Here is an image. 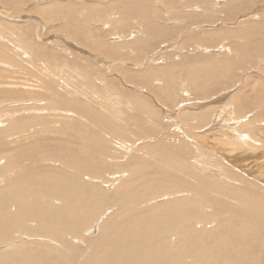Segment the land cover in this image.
Instances as JSON below:
<instances>
[{"label":"bare ground","instance_id":"bare-ground-1","mask_svg":"<svg viewBox=\"0 0 264 264\" xmlns=\"http://www.w3.org/2000/svg\"><path fill=\"white\" fill-rule=\"evenodd\" d=\"M151 1L152 0H141L134 8H140L142 6H144V8H149L150 4H152ZM117 2L119 3V1ZM129 3L130 2L123 1L118 4L120 10L124 11V13L120 11V13H123L120 17L113 15V19L112 17L108 18L107 15L115 13H108L109 9H107L105 14H101L102 16L90 15L91 19H96L93 22H100L101 17L105 18V16L110 19L104 21V23L101 24V28L98 30L93 28L87 29V27H85L86 25L83 24L79 25L80 18L78 19L76 17L78 15L73 12L76 16L72 13L68 20V25L74 29L73 32L69 31L70 34L67 35L69 37L72 35L73 37L74 34L75 38L73 37V39L78 41L79 45H85L90 48L89 46L95 47L96 44H100L102 45L101 49L103 51L116 52V50L123 48L125 45L107 43L106 41H103L104 37L102 38V36L104 33L101 30L108 28H104V26H111V30L110 32H107V34L113 35V38L117 39L118 37H130L129 39H132V43H129V45L134 48L133 46L135 44L143 42L145 36L146 38L149 37V39L152 40L157 37L169 35L168 31L173 30L174 28L170 27L168 21L180 20L173 14L172 10L168 12L167 18L165 17L164 19V17L160 14V11H163V8L156 9V6L155 9L152 8L151 11H149V14L155 18V21L158 20L161 22L153 23L146 18L148 9H144L143 12L142 9L139 14L142 15L140 22L141 26L144 28V34L142 37L137 36L135 31L128 33L130 29L125 32L128 33L126 36L121 37L117 35V31L121 30V28H125L132 21L130 19L132 17L124 15L130 8H133V4L130 6ZM203 4L205 5V1ZM52 6L54 5L52 4ZM154 6L152 5V7ZM184 6L187 8H191L193 6L199 7V3H196L195 5L186 3ZM228 8L233 10L235 7H233V3H229L227 9ZM95 10L97 11V9ZM203 10L204 15L202 17H206L207 15L205 14H208L209 10H207L206 7ZM55 11L58 13V17L60 18V13H62L63 10L58 7ZM205 11L207 12L205 13ZM212 12L214 14V11ZM63 13L66 15V12ZM178 14L180 13L178 12ZM84 15L86 16V14ZM181 15L184 16L185 19H190L192 21L197 20V17L189 12ZM131 25L127 27L130 28ZM254 25L256 24H250V26ZM85 28L87 30H85ZM100 31L103 34H101ZM241 31V29L237 30L236 33ZM120 32L122 33V31ZM251 33V29H245L240 34L242 36L250 37L252 35ZM233 34L234 33H231L229 38H232V41L235 43L236 37L232 36ZM255 35H259V33L257 31H253L254 38ZM0 36L2 41L6 40L4 35ZM149 39L146 41H149ZM23 42L27 49L26 52H23L25 55L31 54L35 55L34 57H39L41 53L44 55L45 52L41 50L44 47H38L37 45L33 46L32 42L27 39L26 42ZM163 45H165V43H163ZM235 47L237 49L236 51H239V53H235L236 55L231 58L225 60L221 59L222 61H219L216 65L214 64L213 68H218V70L222 69L225 73L227 72V75H229V72L232 71L233 68L243 67L247 62L245 61L246 57L249 55V57H251L252 54L246 49L247 45L236 44ZM259 49L261 52L264 51V47L263 49ZM74 53L76 54V52ZM243 53L245 54L243 55ZM51 54L53 55L54 53ZM3 55L6 57L7 52L2 50L0 47V57L3 58ZM261 56H264L263 53ZM251 59L254 60V57ZM149 60L151 59L149 58ZM73 62L74 61L72 60V63ZM173 64L175 63L173 62ZM58 66L54 64L50 67L48 64L45 67L46 73L43 75L40 84L34 87L32 86L30 89L32 91H30V95L33 99L32 103L25 104L20 102L23 104L22 107L12 109L11 113L13 115L19 112H28L32 113V115L27 117L21 116L9 120L8 122L11 129L26 124L27 126L28 124L31 126L39 124L43 126L42 130L49 127H56V125H61V130L68 129L70 131L68 126L69 123L66 117L67 115H71V113L73 114L75 112L79 113L81 116H94V121L100 119V115L96 109L93 108V106L86 104L87 102L83 103L81 98L86 97V93L80 91L78 89L79 87L74 85L73 80L71 79L72 77L70 78L71 73L67 74L69 81L58 80L60 77L66 75L65 71ZM86 66L84 85H88L90 87V85L94 83V73L88 70V62L86 63ZM181 67L182 66H180V68ZM216 70L214 72H216ZM169 74L170 73L164 75L166 77V85L163 88V91L165 92L167 100L171 102L170 100H174L178 97V91L173 77L174 75L171 76L172 72L171 75ZM77 75L78 74H76V76ZM160 76L158 74L159 78H161ZM0 77L3 78L2 76ZM8 80L9 79H7V81ZM191 82L193 88L197 90V92L201 88H205L206 90L207 85H203L205 82H202L200 85V81L197 83L194 77H192ZM193 88H191V90ZM225 91L227 90L225 89ZM184 92H186L184 94L188 97V92ZM4 93L6 92L4 91ZM11 94L15 95L12 92ZM16 95L18 96L21 94L17 93ZM24 95H22V97ZM244 103L245 105H249L254 102L246 100ZM232 105H234V107ZM227 106H231L233 108L236 107L237 109L238 106L240 107V103L235 99H230L224 104H220V114L217 113L218 117H220L224 111L227 113ZM207 109L205 111H207ZM241 110L242 112L245 111L243 109ZM45 111H48L47 116L43 114ZM237 111L240 110L238 109ZM233 112L234 111H232L231 114H233ZM185 114H187V112L182 115ZM227 114L229 115V113ZM206 115V113H193L192 115H187V118L188 121H203ZM248 115L229 117V119L225 120L224 126H227L225 130L220 128L223 122L221 124L217 122L220 124L218 126L220 128L218 129L220 132L219 134L216 132L217 136L214 137L216 142H227L235 147L233 150L243 149L242 152L244 154L248 150L243 147L246 144L252 148H255L254 146H256L260 149L263 145L258 138L257 141L254 137L257 136L258 132L264 129L262 126L263 124L258 122L259 120L256 121L258 117L255 118V115L252 113L251 116L253 115V118H248ZM112 118L114 117L112 116ZM115 122H117V120ZM174 122L177 123L176 120ZM167 123H169V121ZM72 125L77 127L79 130L85 127L78 121ZM117 126V128H124V125L119 126L118 124ZM179 127L181 128V126ZM242 129H247L248 133H244ZM61 130L53 128L51 131L53 134H57L61 133ZM144 130L146 129H143V131ZM119 131L121 130H118V132ZM189 131L192 132V130ZM71 132L72 133L70 134L72 137L69 139L74 140V142L67 141L63 137H60V139H56L54 137L50 139L44 138L45 140L42 138L41 140H43V143L37 144V141L35 145L36 148L34 149L33 144V149L31 150L28 146V152L22 151L20 148L22 144L21 140H18L15 137L12 141V143H14L13 145L0 143V264H264V189L255 188L249 185L256 184L255 181H258L263 187V178L261 179L260 176L258 177L254 174L248 173L244 168L236 166L234 161L235 159L233 160L231 157L227 159V156L223 153H221V155L216 153L214 155L217 160L216 162L219 161V166L216 167H218L217 170H222V172H214V175L218 178V180H213V182H209V180L204 185H201L197 183L199 181H191L193 177L196 179L197 175L196 172H192L191 167L193 164L190 166L191 163L183 165V168H185L187 172L184 173L185 177L172 178L163 173L161 169L153 168L154 166L149 168L147 165H142L143 160H141V158L135 157L128 160L129 157L121 156L120 159H117L114 155L105 154L108 147V143L105 138L95 137L92 139L84 136L83 132ZM194 132L197 133L196 131ZM196 135L199 136L198 133ZM174 136L176 135L174 134ZM178 137L183 136L178 135ZM178 137L175 139L177 140ZM187 139L185 138L184 140ZM46 141L48 142L44 143ZM92 141H94L97 148L99 154L98 157H94L92 155L88 156V152L86 151L87 149L85 147ZM172 141H174V139ZM193 141H190V143ZM32 142L34 141H31V143ZM49 142H52L53 144H48ZM116 142L118 143V141ZM132 143H135V141ZM143 144L146 143L143 142ZM200 144L201 143L199 142V145ZM222 146L224 147V145ZM31 147L32 146H30V148ZM125 147L128 148L123 141V143H120V145L115 149L118 150L119 148ZM213 148L215 147L213 146ZM128 149L131 150L130 148ZM262 149H264V146ZM181 151L182 150L180 149V152ZM257 157L259 159L261 158L264 162V150H261V152L259 151V153H257ZM215 159L213 158V162ZM190 160L192 161V159ZM260 161L261 160H259V162ZM118 163L122 164L123 170L109 174L108 178L110 180L113 179L112 181L114 182V184L109 187L107 184L108 182L110 183V181L106 180L101 172L114 164L116 166H120ZM199 163L201 165L203 162L200 161ZM206 163L207 162H205V164ZM223 164L224 167L222 168L221 166H223ZM200 170L203 172L205 171L202 169ZM253 173H255V171ZM246 174L248 175L246 176ZM107 175L108 174H106V177ZM198 175L197 179L200 180L201 178H199V176L201 175ZM236 182H239V184ZM215 193H218V195H215ZM235 201L240 202V204L243 202L245 206H241L242 204L235 205ZM109 211L110 213H108ZM101 214H103L104 217H101L99 221H96L98 222L96 228L92 230L91 228L93 227L96 218ZM244 217H246L247 220L252 221L254 224L247 223L248 221L246 222ZM34 237H38L40 240H30ZM25 238H28L29 240H26Z\"/></svg>","mask_w":264,"mask_h":264},{"label":"rangeland","instance_id":"rangeland-1","mask_svg":"<svg viewBox=\"0 0 264 264\" xmlns=\"http://www.w3.org/2000/svg\"><path fill=\"white\" fill-rule=\"evenodd\" d=\"M117 1H119V3ZM123 1L130 2V6L131 4H133L134 8L140 3L141 0H0V35H4L6 37V40L2 41L0 36V47L2 50H5L7 52L6 57L4 55L3 58L0 57V76L5 79L4 80L0 77V93H2L0 94V98L2 99H0V143L13 145L14 143H12V141L15 137L16 139L21 140L22 144L20 148L22 149V151L28 152L29 149H33V144L34 149L36 148L35 145L37 141V144L43 143V140H45L44 138L50 139L54 137L56 139H60V137H63L67 141L74 142V140L69 139L70 137H72V135L70 134L72 133L71 131L83 132L84 136L92 139L95 137L105 138L108 143L107 151L105 154L114 155V157L117 159H120L121 156L129 157L128 160H131L135 157L141 158V160H143L142 165H147L149 168L154 166L153 168L161 169L163 173L172 178L185 177L184 173L187 172L186 169L183 168V165L191 163L190 166L193 164V166L191 167L192 172H196L197 175L198 173L199 175H201H198L199 178H201L200 180L197 179L198 177L196 175V179L194 177L192 178L193 180L191 179L192 182L196 180L195 182L199 181L197 182L198 184L204 185L209 180V182L218 180V178H216V176L214 175V172H222V170H217L218 167L216 166H219V161L216 162L217 160L215 159L214 155L216 153L219 155L223 153L225 156H227V159L230 157L233 160L235 159L234 161L236 166L242 167L248 173L254 174L258 177L260 176V178H263L264 180V162L261 158L259 159L257 157V153H259V151L261 152V150H264L262 149V147L264 146V129L258 132V134L256 133L257 136L254 137L255 139L258 138L263 146H261V148L259 149L256 146H254L255 148H252L251 146H247L246 144L243 147L244 149L246 148V150L248 149L246 151L247 154H244L242 152L243 149L233 150L235 147L228 144L227 142L217 143L216 139L214 138L217 136L216 132L217 134H219L220 132L218 129H226L227 126H224L225 120L229 119V117L231 116L239 117L245 115L247 116L248 114H250L248 115V118L251 119L253 118V115H255V118L258 117L256 121L259 120L258 122L263 124L262 126L264 127V56H261L262 53L264 55V51L261 52V50L259 49H263L264 47V0H152V4H150L151 7L149 6V8H144V6L134 9L130 8L124 15H129V17H132L130 18L132 21L127 25L129 27V25L133 23L131 25L132 28L131 26L130 28H128L127 26L125 28H121V30L117 31V35L122 37L126 36L129 32L135 31V34L137 36L142 37V35L144 34V28L141 26L140 22V18L142 15L139 14L141 13L142 9V12L144 11V9H148L146 18H148V20L152 21L153 23L161 22L158 20L155 21V18L149 14V11H151L152 8L155 9L156 6V9L163 8V11H160V14L162 17H164V19L165 17L167 18V14L171 10L173 11V14L178 19H180L177 21H168L170 27H173L174 29L168 31L169 35L164 37H157L152 40H150L149 37L146 38L145 36L143 42H141L140 44H135L133 46L134 48H132V46L129 45V43H132V39H129L130 37H118L117 39L113 38V35L107 34V32H110L111 26H104V28H110L101 30L104 34L100 31L101 34H103L102 38L104 37L103 41H106L107 43L109 42L125 45L123 48L116 50V52L103 51L101 49L102 45L100 44H96L95 47L89 46L92 49L91 50L85 45H79L78 41L73 39V33V37L72 35H70L71 39L67 35L70 34V32H73L74 29L73 27L68 25V20L73 12H75L79 17L74 15L75 13H73L74 16H76L78 19L80 18L79 25L83 24L86 25L85 27H87V29L93 28L95 30H98L101 28V24H103L104 21L110 20L108 18L112 17L113 19V15L116 17L122 16L124 11L120 10L118 4ZM204 1L205 5L203 4ZM186 3L194 5L196 3H199V7H197V4V6L195 7L193 6L191 8H187L184 6V4ZM229 3H233V7H235L233 10L229 8L227 9ZM52 4L55 6V8L54 6H52ZM152 5L155 6L152 7ZM58 7L63 10L62 13H60V18L58 17V13L55 11ZM205 7L209 11L208 14H205L207 15L206 17H202L204 15L203 9ZM95 9H97V11ZM107 9L110 10H108V13H115L107 15L108 18L106 16L105 18L101 17L100 22H93L96 19L92 18V20L90 15L102 16L103 14H105ZM117 10L119 13L117 12ZM181 10H183L184 12ZM120 11L123 13H120ZM212 11H214V14ZM63 12H66V15H64ZM178 12L180 14H178ZM187 12L194 14L195 17H197V20L192 21L190 19H185L181 14H185ZM206 12L207 11H205V13ZM79 13H82L83 15ZM84 14H86V16ZM251 23H255L256 25L250 26ZM87 29L85 28V30ZM240 29L242 30L241 32H243V30L245 29H251L252 35L250 37H246L242 36L240 34L241 32L236 33V31ZM120 31H122V33ZM126 31H128V33H125ZM253 31H257L259 33V35H255V38L253 36ZM231 33H234L232 36L236 37L235 43L232 41V38H229ZM250 38L252 39V41ZM26 39L28 41H31L33 46L37 45L38 47H44L41 49L43 50V52H45L44 55L43 53H41L39 57H34L35 55L31 54L25 55V53L23 52H26L27 49L24 46L23 41L26 42ZM147 39H149V41H146ZM163 43H165V45H163ZM236 44L247 45L246 49L249 50V52L252 54L251 57H249L250 55L247 56L248 59L246 57V64L240 68H233L232 71L229 72V75H227V72L225 73L222 69H214V64L216 65L217 63H219V61L221 62L222 60L231 58L232 56L236 55L235 53H239V51H236ZM74 52H76V54ZM257 52H260L261 54ZM51 53L54 54L52 55ZM244 54L245 53H243V55ZM253 57L254 60L251 59ZM149 58L151 60H149ZM74 59H76L77 61ZM72 60L75 63H72ZM68 62H70L71 64ZM87 62L89 64L88 70L94 73V83L90 85V87L88 85H84V75L86 72ZM173 62L175 64L177 63L176 67ZM58 63L60 68H62L66 73V75L60 77L58 80L69 81L67 74L71 73L70 78L72 77L71 79L73 80L74 85L76 87H79L78 89L80 91L86 93V97L81 98L83 103L87 102L86 104L93 106V108H95L100 115V119L94 121V116H81L76 112L73 114L71 113V115H67L66 117L69 123L68 126L70 128V131L68 129L61 130L62 126L56 125V127L53 128H58L59 130H61V133L57 134H53V132L51 131L53 129L52 127L42 130L43 126L39 124L32 126L29 124L27 126L26 124L11 129L8 122L9 120L21 116L27 117L32 115V113L28 112H19L13 115L11 113L12 109L22 107L23 104H21L20 102H23L25 104L32 103L33 99L30 95L31 87L40 84L43 75L46 73L45 67L48 64L50 67H52L54 64L58 66ZM83 66L85 67V69ZM180 66L182 67L180 68ZM203 69L208 71L206 72ZM165 70L167 73L165 72ZM215 70L216 72H214ZM75 73L78 75L76 76ZM168 73H170L169 75L171 76L174 75L173 77L176 82L178 91V97L174 100H170L171 102L167 100L165 92L163 91V88L166 85V77L164 75ZM158 74L159 76L162 74L163 75L160 76L161 78H159ZM191 75L196 79L197 83L198 81L201 82V80L203 79L202 82H205L203 85H207L206 90L205 88H201L197 92V90H195L192 86ZM7 79L9 80L7 81ZM200 82L199 84L201 85L202 82ZM191 88H193L194 90H191ZM225 89L227 91H225ZM183 90L188 92V97L184 94L186 92H184ZM4 91L6 93H4ZM11 92L15 95H12ZM7 93L9 94V96ZM17 93L21 95L17 96ZM24 94L26 95V97ZM22 95L24 96L22 97ZM111 95L113 96V98ZM230 99H235L237 102H239L240 107L238 106L236 109V107L233 108L234 105H232L233 107L227 106L226 111L228 110L227 113H229L230 116L224 111L221 116L218 117L217 113L220 114V104H224L225 102H227V100ZM246 100L254 103L245 105L244 101ZM201 105H203L204 107ZM206 109L208 112L205 111ZM238 109L240 111H237ZM241 109L245 111L242 112ZM232 111H234L233 114H231ZM186 112L187 114L182 115ZM193 113H206L207 115L203 119V121H188L187 115L189 116ZM251 113L253 114L252 116ZM43 114L47 116L48 111H45ZM112 116L115 118V120L114 118H112ZM174 119L177 123L174 122ZM116 120L118 123L115 122ZM77 121L80 124H83L86 128L84 127L79 130L77 127L73 126L72 124L76 123ZM166 121H169V123H167ZM173 122L175 125L173 124ZM217 122H219L220 124L223 122L220 128L218 127L220 124H218ZM118 124L119 126L124 125L125 129L117 128ZM179 126H181V128ZM188 128L189 130H192V132H190ZM143 129L146 130L143 131ZM118 130L121 131L118 132ZM194 131H196L199 136L196 135L197 133H195ZM242 131L244 133H248L247 129H242ZM174 134L176 136H174ZM178 135L183 137H178ZM176 137H178L177 140L175 139ZM42 138L43 140H41ZM185 138L188 139L184 140ZM192 138L194 141L192 140ZM170 139L171 141L174 139V141L171 142ZM122 140L124 141V144L127 145L131 150H129L127 147L119 148L118 150L115 149L120 145V143H123ZM31 141L34 142L31 143ZM116 141H118V143ZM134 141L135 143H132ZM190 141L193 142L190 143ZM47 142L48 141L44 143ZM143 142H145L146 144H143ZM199 142L201 143L200 145ZM48 144L53 143L49 142ZM221 144L224 145V147ZM30 146L32 147L30 148ZM172 146L174 149L172 148ZM213 146L215 148H213ZM85 148L87 149L86 151L88 152V156H99L94 141L88 143ZM176 149L179 151H177ZM180 149L182 150L181 152ZM177 152H179L180 154ZM178 155L182 156L179 157ZM213 158L215 159L214 162ZM190 159H192V161ZM259 160L261 161L259 162ZM200 161L203 162L201 165L199 163ZM205 162H207L206 164H209L206 165ZM118 164H120V166H116L114 164L107 167L104 171L101 172L106 180L110 181V183L108 182L107 184V186L109 187L114 184V182L112 181L113 179L110 180L108 178L109 174L120 172L121 170H123L122 164ZM225 165L228 166L227 164ZM221 167L223 168L224 164ZM198 168L205 171L203 172ZM254 171L255 173H253ZM106 174H108L107 177ZM247 175L248 174H246V176ZM255 182L257 185H249L255 188L264 189V186L262 187V185L258 181ZM236 183L239 184V182ZM215 195H218V193H215ZM234 203L235 205L242 204L241 206H245L243 202H241L240 204V202L235 201ZM108 213H110V211ZM101 217H104V215L101 214L96 218L95 223L91 228L92 230L96 228V225L98 223L96 221H99ZM244 218L246 222L248 221L247 223L254 224L252 221L247 220L246 217ZM25 239L29 240L28 238ZM30 240L39 241L40 239L38 237H34Z\"/></svg>","mask_w":264,"mask_h":264}]
</instances>
